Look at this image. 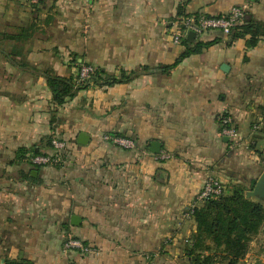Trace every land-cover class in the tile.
Returning <instances> with one entry per match:
<instances>
[{"label": "crops", "instance_id": "0c3cea01", "mask_svg": "<svg viewBox=\"0 0 264 264\" xmlns=\"http://www.w3.org/2000/svg\"><path fill=\"white\" fill-rule=\"evenodd\" d=\"M56 4L39 3L35 16L24 0H0V264H193L197 227L185 211L205 179L248 191L264 171V134L253 127L264 111V37L254 46L250 35L220 38L164 71L188 48L171 41L169 26L182 12L235 5L246 7L244 23L264 22V0ZM79 61L124 80L56 104L45 71L76 81ZM225 112L238 142L220 133ZM57 136L69 144L65 162L33 165L29 156L50 152ZM67 236L94 251H65ZM263 238L264 225L238 264H264Z\"/></svg>", "mask_w": 264, "mask_h": 264}, {"label": "trees", "instance_id": "16d2710c", "mask_svg": "<svg viewBox=\"0 0 264 264\" xmlns=\"http://www.w3.org/2000/svg\"><path fill=\"white\" fill-rule=\"evenodd\" d=\"M247 35H250L248 44L256 45L261 37H264V22L251 20L239 25L231 33L228 44ZM192 40L189 37L186 38L184 44L188 45V48L174 63L164 65V71L174 68L191 53L199 52L203 47L217 42L219 38L211 41L194 42ZM45 74L48 85L52 89L53 100L58 105L63 104L67 96H73L78 88L89 86V83H78L72 78L62 77L51 68H48ZM101 80H103L102 84L111 85L123 82L124 79L108 77L98 70L94 77V84L100 83ZM260 125L258 131L264 134V120ZM194 219L197 231L193 236L190 250L193 264H214L216 262L238 264L247 255L252 240L260 233L264 225V199L246 197V187L237 184L229 193L203 202L195 209ZM204 251H209V254L202 256ZM29 264L34 263L29 262Z\"/></svg>", "mask_w": 264, "mask_h": 264}, {"label": "built area", "instance_id": "2783aa9c", "mask_svg": "<svg viewBox=\"0 0 264 264\" xmlns=\"http://www.w3.org/2000/svg\"><path fill=\"white\" fill-rule=\"evenodd\" d=\"M244 5H235L228 12L220 15H208L203 12H184L178 14L170 23L169 36L174 44L182 45L189 33L193 32L195 37L192 41H203L202 39L212 36L216 38L230 37L233 30L244 23L245 10ZM98 68L92 64L79 61L77 65L78 83H89L94 85V77ZM264 117V116H263ZM260 121L254 125V129L260 128ZM220 133L231 139L233 142H238L240 132L235 124L234 118L230 112H225L220 115ZM105 140H110L115 144L131 148L135 146L133 140L119 137L115 134L104 135ZM52 150L47 153H32L29 160L36 166H47L54 164H61L65 162V153L68 149V141L60 137H53L51 139ZM157 157L162 160L170 158L167 152H160ZM229 193L226 185L221 179L209 176L205 179L201 189L197 193L194 201L189 205L185 211L186 217H194V212L203 202L218 198ZM63 249L65 251L78 250L84 254L94 251L93 247L86 244L82 239L67 236L63 242Z\"/></svg>", "mask_w": 264, "mask_h": 264}, {"label": "water", "instance_id": "95a60500", "mask_svg": "<svg viewBox=\"0 0 264 264\" xmlns=\"http://www.w3.org/2000/svg\"><path fill=\"white\" fill-rule=\"evenodd\" d=\"M195 34L193 32L189 33V38L194 39ZM88 141V136L85 133H81L79 136V143L86 144ZM152 151L154 153H159L161 149L160 142L153 141L152 142ZM246 197L248 198H261L264 199V171L255 183L254 187L252 189H249L246 191ZM78 216L74 215L72 217V222L76 224Z\"/></svg>", "mask_w": 264, "mask_h": 264}, {"label": "rangeland", "instance_id": "374dc122", "mask_svg": "<svg viewBox=\"0 0 264 264\" xmlns=\"http://www.w3.org/2000/svg\"><path fill=\"white\" fill-rule=\"evenodd\" d=\"M13 1H15V2H20L21 0H13ZM25 1V5H26V7L28 8V10H26L27 12L28 11H32V13L33 14H35V16L37 15V16H39L40 14L38 13L39 11H40V9H41V7L40 6H38V4L40 3V5L41 4H43V3H46V5H48V7H49V9L50 10H52L53 12H54V8L56 7V0H24ZM35 24H37V23H35ZM83 62H85V61H83ZM86 63V62H85ZM264 111H263V114H262V116L260 117V123L262 124V122H263V120H264ZM254 127V126H253ZM258 130V129H257ZM263 168H264V166H263ZM264 239V238H263ZM262 242V241H261ZM264 243V242H263ZM153 256V255H152ZM155 258V256L154 257H151L150 259H154Z\"/></svg>", "mask_w": 264, "mask_h": 264}]
</instances>
